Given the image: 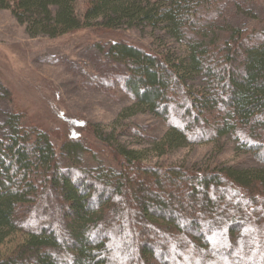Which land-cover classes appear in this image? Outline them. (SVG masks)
<instances>
[{
    "label": "trees",
    "instance_id": "trees-1",
    "mask_svg": "<svg viewBox=\"0 0 264 264\" xmlns=\"http://www.w3.org/2000/svg\"><path fill=\"white\" fill-rule=\"evenodd\" d=\"M77 2L0 0V10L11 11L31 37L160 33L156 39L180 51L123 40L105 50L133 100L119 118H159L168 127L154 145L160 154L230 136L261 167L150 165L143 151L88 124L111 162L76 136L57 144L24 114L6 113L0 246L16 232L26 239L0 264H264V28L225 20L229 8L250 15L247 0H84L80 13Z\"/></svg>",
    "mask_w": 264,
    "mask_h": 264
},
{
    "label": "rangeland",
    "instance_id": "rangeland-1",
    "mask_svg": "<svg viewBox=\"0 0 264 264\" xmlns=\"http://www.w3.org/2000/svg\"><path fill=\"white\" fill-rule=\"evenodd\" d=\"M83 3L84 0H78V13L82 12ZM250 4L251 0H247L246 9H253L250 15L247 12L235 15V9L229 8L225 20L231 17L236 26L264 28V0H253ZM159 35L149 29L123 28L81 30L55 39L31 37L11 11L0 10V84L12 96L11 99L8 95L0 96V117L19 111L26 120L50 130L55 143L76 136L111 162L114 160L109 150L98 143L88 124L101 125L105 134L114 133L121 145L143 151V160L150 165H176L195 171L227 166L260 168L261 164L250 153L240 151L230 136L160 154L154 145L164 137L168 127L159 118L150 113L119 118L133 100L115 78L120 71L108 61L105 50L111 41L123 40L150 50L168 47L180 51L172 41L156 39ZM82 159L85 163L88 160L85 155ZM25 239L19 232L10 235L0 246V259Z\"/></svg>",
    "mask_w": 264,
    "mask_h": 264
}]
</instances>
